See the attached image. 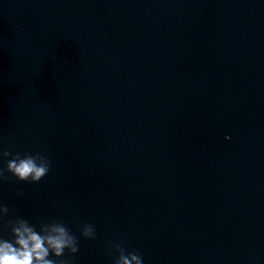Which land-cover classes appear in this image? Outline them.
<instances>
[{
	"label": "clouds",
	"instance_id": "9594fccd",
	"mask_svg": "<svg viewBox=\"0 0 264 264\" xmlns=\"http://www.w3.org/2000/svg\"><path fill=\"white\" fill-rule=\"evenodd\" d=\"M230 139V137H225ZM0 156L9 157L6 168H0V181L9 179L11 173L17 181L38 183L48 175L51 167L50 160L39 152H19L12 154L9 151L0 152ZM14 220L6 221L5 227L11 229V239L0 238V264H70L68 260L60 259L65 251L75 255L79 251L78 238L60 221L41 223L37 226L28 220L17 216L6 205H0V217L9 214ZM95 229L91 223H86L81 229V236L95 239ZM119 255L113 264H143L142 256L136 251L126 252L123 243H113L109 255ZM55 257L57 259H52Z\"/></svg>",
	"mask_w": 264,
	"mask_h": 264
}]
</instances>
